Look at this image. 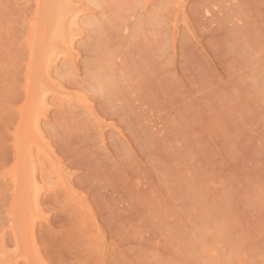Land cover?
<instances>
[{"label":"rangeland","instance_id":"obj_1","mask_svg":"<svg viewBox=\"0 0 264 264\" xmlns=\"http://www.w3.org/2000/svg\"><path fill=\"white\" fill-rule=\"evenodd\" d=\"M33 1L0 0L2 233L12 228L9 180L29 181L33 163L20 171L14 136L25 125ZM138 1L100 0L102 35L80 38L78 76L58 79L63 92L89 94L96 115L50 94L43 136L66 178L35 158L48 186L40 255L46 264H264V0H151L144 11ZM43 3L55 16L59 3ZM100 72L111 92L96 88ZM11 233L0 264H25L24 240Z\"/></svg>","mask_w":264,"mask_h":264},{"label":"bare ground","instance_id":"obj_2","mask_svg":"<svg viewBox=\"0 0 264 264\" xmlns=\"http://www.w3.org/2000/svg\"><path fill=\"white\" fill-rule=\"evenodd\" d=\"M55 1L57 3H59V4H57V6L59 5V7H57V9L58 8L59 9L57 12H55L56 14H53V15H55L57 17L58 21H59V19L60 20H62V19L66 20V21H64L65 23H63V22L61 23V21H59V23L57 22L58 24L53 23V20L51 18L54 17L53 19H55V16L52 17V15H50L49 12H47V10L50 11L48 6H45L46 9L44 8V6L42 7V5L44 4L43 0H34L33 1V3L35 2L36 7L38 8L37 9L38 11L35 9L37 11V15L34 18L30 17L31 20H30V22L29 21L28 22L32 23L31 27H30V24H28V26L30 27L28 29L29 31L28 32L25 31L26 36H27V33L30 32V34H28L29 36L27 37V39L30 37L28 39L29 40L28 45L31 48V49L29 48V51H30L29 53H31V54L28 56L29 62L27 63L28 65L26 66V68L28 69V72H27L28 75H25L26 78L23 76L24 79H26V81H28V84L25 83V84H27L25 87L26 93L24 90V94H26V96H27V99H26L27 104L25 106H22L19 109L20 115L18 114L21 117V119H23L25 121L24 122L25 125L22 129L20 127V129L17 130V132L19 130L21 131V132L19 131L20 134L18 133L19 134L18 135V134H16L17 133L16 132L15 134L17 135V137H16V135H14V136H15V140L17 138V140L15 141L16 142L15 145H17L16 146L17 151L16 150L15 151L17 153L16 156H17L18 160L20 159L19 161H20V164L22 165V169L20 170L21 172H28L29 171V169L26 165V164H28L27 161L31 160V162L34 163L35 158H37V156L38 157L40 156L39 158L40 159L42 158L43 161H45V162H43L44 165L46 163L47 164L46 166L53 167V168H50V170L53 171V169H54L53 173L57 174L58 180L61 181V180L66 178V175L63 178V174H65L66 172H64L62 174L64 169L61 170L62 165H59V164H61V162L59 163L57 161L58 159L56 160L54 155H52L54 153L51 154V152L48 150V148L50 146L47 148L46 147L47 144L45 145V141H44L45 138L43 136L45 127H43V119L47 118L46 113L49 109V105L52 102L54 103V99H50L51 98L50 94H52V93L54 94V96H57V98H59V100H58L59 103L62 102L64 104H67L71 108H73V107L80 108V110L83 111L81 113L84 116L86 114L87 117L92 118V117H94V115H96L94 112L95 109H94V111H92V108H94L92 105L93 101H91L92 98L87 97L89 94L85 96V94L84 95H82V94L76 95V94H73L70 92L67 93V91L63 92L61 90H64L66 86L64 87V85H62V83H61V80H58V79L63 78V80H64L65 76H67L68 81H69L68 75H70V76L76 75V68H75L76 66H75V62H74L75 54L77 52V51L75 52V50H77L76 45H77L80 38H82V39L84 38L83 37L84 35L90 34L91 32H93V34L95 32H97V33H95L97 35L98 33L102 32V29L104 28V27L102 28V24H103V20H104L103 17L105 15V13L103 14V11H101L102 9L100 11L98 10L99 12L96 11V9L102 8L101 7L102 4H101V2H99L100 0L99 1L98 0H82L83 1L82 3H81V0H78V3H80V4H78L76 0H55ZM150 1L151 0H139L137 2V4L142 3V5L138 4L137 6H139L138 8H140V10L143 9V11H144V8L145 9L147 8L146 4L150 3ZM49 2H50V0L49 1L47 0V3H49ZM143 5H145V6L143 8H141L140 6H143ZM136 12L137 11H135L134 13H136ZM145 12H146V10H145ZM34 13L36 14V12H34ZM140 14H142V12L136 13L135 15H137L138 17L139 16L142 17V15H140ZM47 16H50L51 18L49 17L47 19ZM48 20H49V22H50V20H52L53 25H51L52 23L50 24L48 22ZM47 23H49V25ZM103 26H105V25H103ZM100 34L102 35V33H100ZM44 35H46L45 36L46 38L44 37ZM101 35H100V37H101ZM87 37H89V36H87ZM90 39H91V37H90ZM99 39H101V38H99ZM101 41H103V40L101 39ZM30 57H31V59H30ZM75 60H76V58H75ZM77 72L79 73L78 70H77ZM91 72H93V71H91ZM102 74L104 75V73L100 72V74H97V77L102 76ZM91 75L92 74H89V76H91ZM77 76L78 75H76V77ZM94 76L96 77L95 74L93 75V77ZM67 78H66V80H67ZM88 78H90L92 80L91 77H88ZM107 78H109V77H107ZM105 79H106L105 76L103 77V80L101 79L102 81L99 78V80L101 82L100 81L98 82V80L95 79L96 86H97V83H98V85L99 84L103 85V86L99 85L96 88L106 87L105 85H108V83H107V80L105 81ZM63 80H62V82H63ZM58 81H60V83ZM110 81L111 80L109 78L108 82L110 85H108V86H111V84H113V83H110ZM89 84L90 83L88 82V85ZM95 84L93 83L94 88H95ZM89 86H92V84ZM56 87L59 89L61 88V89L59 90ZM92 87H91V92L93 89ZM107 88H109V87H106L104 89H107ZM108 90H110V92L112 91V89H110V88ZM98 91H100V90H98ZM88 93H89V89H88ZM105 93L107 94V92H105ZM111 95H112V93H111ZM26 96L24 95L25 98H26ZM104 97H105V95H104ZM54 98H56V97H54ZM67 105H66V107H68ZM62 106H63V104H62ZM73 109H75V108H73ZM13 114H14V112H13ZM12 116H14V115H12ZM48 119H49V117H48ZM18 154H19V156H18ZM33 163L31 164L32 166L30 167V175L27 177V178H30L29 181H24L23 176L25 177V174L16 175L15 177L12 178V180H9L7 178L9 181H12V187L11 188L13 189V201H12L13 204L11 205V209L8 208L10 210L8 213L10 215L8 219H9V223L11 224V227H12V228L10 227L11 228L10 231L12 233L9 230H7V231L11 234H13L15 232L14 234H16V236L18 235L17 237H15V235H14L13 238H16V240L14 239L15 241H17L18 237L19 238L22 237L21 239L18 238L20 241H22V239L24 240V243L22 241V244H23V246H25V248L23 247V249H26V250L22 253H24L23 260H24L25 264H46L45 260L43 259L44 256L42 255V257H41V255H40L42 251H39L40 248L36 245L37 241H36L35 235H37L36 234V222H37V219H39V217H41V213L43 211V210H40V208H39L40 207V201H41L40 200L41 195L43 193L42 190L46 189V187H48V186H46L44 189L40 186V179L38 178V173L36 172L38 169H37V167H35L36 163H34L35 165ZM60 166H61V168H60ZM6 211H8V210H6ZM43 216L44 215L42 214V219H43ZM46 219L48 220V217ZM5 231L6 230H4L3 233L0 231V233H1L0 234V237H1L0 241L2 240V242H3L4 237H5L4 234L5 233L8 234V232L7 231L5 232ZM8 237H9V235H8ZM19 242L17 244L21 243V242L20 243ZM4 243L5 242H3L2 246H5ZM61 250H63V248ZM61 250H59V251H61ZM3 253H4V251H3ZM5 253H6V251H5ZM63 253H64V251H63ZM59 255H60V253H59ZM6 256H9V254ZM62 259H63V256H62ZM13 262H15V261H13ZM3 263L5 264V262H3ZM16 263L18 264V260L16 261Z\"/></svg>","mask_w":264,"mask_h":264}]
</instances>
